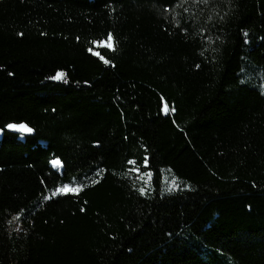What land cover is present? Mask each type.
Instances as JSON below:
<instances>
[{
	"label": "trees",
	"instance_id": "1",
	"mask_svg": "<svg viewBox=\"0 0 264 264\" xmlns=\"http://www.w3.org/2000/svg\"><path fill=\"white\" fill-rule=\"evenodd\" d=\"M178 3L0 0V264H264V0Z\"/></svg>",
	"mask_w": 264,
	"mask_h": 264
},
{
	"label": "snow or ice",
	"instance_id": "2",
	"mask_svg": "<svg viewBox=\"0 0 264 264\" xmlns=\"http://www.w3.org/2000/svg\"><path fill=\"white\" fill-rule=\"evenodd\" d=\"M186 3H188V0H179V3L177 4V6L178 7H183L184 4H186ZM192 3L195 4V5L208 4L209 0H192ZM168 10H171V9H168ZM184 11H187V8H184ZM184 30L187 31L186 28ZM21 35H23V34L21 33ZM244 35L247 36L248 34L244 33ZM106 41H110L111 43L93 41V44H96L98 46L99 45H103L104 47L114 51L115 50L114 37H113V35L111 33L108 34V36L106 38ZM89 51H93V49L90 48ZM96 55L99 56L100 53L97 52ZM104 62L105 63H110L109 60H104ZM51 79H53V80H64V79H66V73H64L62 71L61 72H57L54 76L51 77ZM169 110L172 111V112H175V107L173 106L171 109H169L168 105L165 104L164 105L165 114H168ZM6 128L10 129V130H14V131L20 132V133H27V134H31L34 131V129L29 127V125L27 123H9V124L6 125ZM0 131H3V129H0ZM51 163L53 164L54 167H57V166L61 165V162L58 159L52 160ZM130 163L134 164L135 162H130ZM134 170L138 171V169H134ZM81 187L82 186L72 187L70 185H63L62 187H58L56 189V192L57 193H63V194L78 193L81 190ZM140 192L142 194H144L146 192V189L141 188ZM82 211H83V209H82ZM17 218H18V216L14 217V219H17ZM9 223H11V221H9Z\"/></svg>",
	"mask_w": 264,
	"mask_h": 264
},
{
	"label": "water",
	"instance_id": "3",
	"mask_svg": "<svg viewBox=\"0 0 264 264\" xmlns=\"http://www.w3.org/2000/svg\"><path fill=\"white\" fill-rule=\"evenodd\" d=\"M7 130H8V132L11 133V134H14V135H20V136H22V137H30V136H34V135H35L34 131H33V133H31V134H27V133H20V132H17V131H14V130H10V129H7Z\"/></svg>",
	"mask_w": 264,
	"mask_h": 264
},
{
	"label": "rangeland",
	"instance_id": "4",
	"mask_svg": "<svg viewBox=\"0 0 264 264\" xmlns=\"http://www.w3.org/2000/svg\"><path fill=\"white\" fill-rule=\"evenodd\" d=\"M110 43V42H109ZM99 47H104L103 45H99ZM54 167V166H53ZM54 168H57L59 170H61V165L60 166H57V167H54Z\"/></svg>",
	"mask_w": 264,
	"mask_h": 264
}]
</instances>
